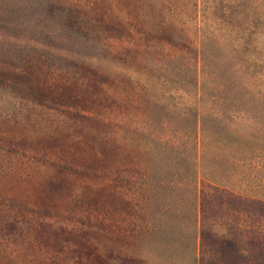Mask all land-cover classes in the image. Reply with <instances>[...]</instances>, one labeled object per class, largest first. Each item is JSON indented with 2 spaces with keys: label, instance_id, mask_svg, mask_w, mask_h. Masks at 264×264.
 Returning <instances> with one entry per match:
<instances>
[{
  "label": "rangeland",
  "instance_id": "1",
  "mask_svg": "<svg viewBox=\"0 0 264 264\" xmlns=\"http://www.w3.org/2000/svg\"><path fill=\"white\" fill-rule=\"evenodd\" d=\"M264 0H0V264H264Z\"/></svg>",
  "mask_w": 264,
  "mask_h": 264
},
{
  "label": "trees",
  "instance_id": "2",
  "mask_svg": "<svg viewBox=\"0 0 264 264\" xmlns=\"http://www.w3.org/2000/svg\"><path fill=\"white\" fill-rule=\"evenodd\" d=\"M262 125L264 126V122L262 123Z\"/></svg>",
  "mask_w": 264,
  "mask_h": 264
}]
</instances>
